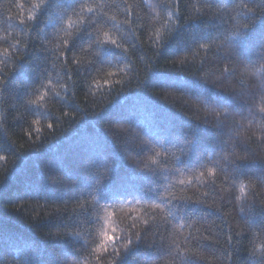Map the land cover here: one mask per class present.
Masks as SVG:
<instances>
[{
	"label": "trees",
	"instance_id": "obj_1",
	"mask_svg": "<svg viewBox=\"0 0 264 264\" xmlns=\"http://www.w3.org/2000/svg\"><path fill=\"white\" fill-rule=\"evenodd\" d=\"M261 109L264 0H0V264H264Z\"/></svg>",
	"mask_w": 264,
	"mask_h": 264
},
{
	"label": "snow or ice",
	"instance_id": "obj_2",
	"mask_svg": "<svg viewBox=\"0 0 264 264\" xmlns=\"http://www.w3.org/2000/svg\"><path fill=\"white\" fill-rule=\"evenodd\" d=\"M37 7H39V5H37ZM244 7L247 8L248 6H247V5H244ZM89 11H91V9H89ZM248 11L251 12L252 9L249 8ZM30 19H31V17H30ZM248 19H251V17H249ZM21 23H23V21H21ZM243 26H244V27H248V24H245V25H243ZM110 42H111L112 44H115V43H116V41H114V40H112V41H110ZM261 111L264 112V109H261ZM118 239H119V237H115V236H109V237H108V241H111V242H113V243H114L116 240H118ZM128 243L131 244L132 241L129 240ZM102 247H105V250H106V246H105V245H102ZM197 259H199V258H197Z\"/></svg>",
	"mask_w": 264,
	"mask_h": 264
}]
</instances>
